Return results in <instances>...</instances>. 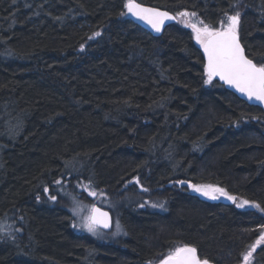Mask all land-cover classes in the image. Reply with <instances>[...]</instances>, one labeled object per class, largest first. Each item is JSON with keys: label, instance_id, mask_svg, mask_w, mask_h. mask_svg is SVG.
I'll use <instances>...</instances> for the list:
<instances>
[{"label": "trees", "instance_id": "trees-1", "mask_svg": "<svg viewBox=\"0 0 264 264\" xmlns=\"http://www.w3.org/2000/svg\"><path fill=\"white\" fill-rule=\"evenodd\" d=\"M127 2L0 0V264H154L185 244L241 264L264 225V111L204 83L189 26L192 13L219 28L238 11L245 54L264 63V0H135L177 19L157 38L128 20ZM75 186L125 237L73 231L59 193ZM251 264H264V245Z\"/></svg>", "mask_w": 264, "mask_h": 264}, {"label": "snow or ice", "instance_id": "snow-or-ice-1", "mask_svg": "<svg viewBox=\"0 0 264 264\" xmlns=\"http://www.w3.org/2000/svg\"><path fill=\"white\" fill-rule=\"evenodd\" d=\"M128 12L136 16L138 19L146 21L151 27L159 32L165 19H172L167 12H161L156 9L144 8L135 0H128L125 4ZM124 15V13H121ZM181 16H188V13H181ZM195 16V13L191 14ZM225 21H221L219 28L209 27L200 21L202 26H197L195 23L189 24L195 33L196 41L202 46L204 54L207 58L205 65V74L207 79L204 83L209 84L214 77H219L225 83L236 88L237 91L246 95L250 100L255 99L264 103V63H254L245 54V50L240 43L238 35V25L240 13L237 11L234 15H227ZM100 33H94V36H99ZM91 39V37H90ZM139 183V180L136 181ZM56 183H60L57 181ZM178 183H186L178 181ZM194 191L201 195L208 196L210 199H217V193L225 196L227 199L235 202L236 198L228 195L222 188H217L212 185H193L189 184ZM147 191V189H143ZM48 192V189H44ZM89 195L95 196V192H89ZM39 199V197H37ZM50 199L55 200L52 196ZM248 201H242L237 204V207H243L248 204ZM153 207L157 205L153 204ZM162 207V205H159ZM260 208V205H253ZM143 207V205H141ZM264 211V208L260 209ZM107 213L100 212L93 208V214L85 219L83 227L89 232H96L98 226L104 228L109 227ZM119 227V226H118ZM260 235L255 244L251 246V250L243 254L244 264H250V258L257 246L264 243V225L260 226ZM160 264H209L207 258H200L195 247L187 244L182 247H177L173 252H170L165 258L160 261Z\"/></svg>", "mask_w": 264, "mask_h": 264}, {"label": "rangeland", "instance_id": "rangeland-1", "mask_svg": "<svg viewBox=\"0 0 264 264\" xmlns=\"http://www.w3.org/2000/svg\"><path fill=\"white\" fill-rule=\"evenodd\" d=\"M189 21H191V23L197 24L198 27L202 26L196 17H193V16L190 17ZM194 37H195V33H194ZM195 40H196V38H195ZM197 44L202 48V46L198 42H197ZM188 189L189 188H187V190ZM189 191L191 194L199 196L200 198L210 199L208 196L201 195L199 192L194 191L192 188H191V190H188V192ZM59 194H60V196H63L65 198V208L64 209L69 213V215L71 217L72 229L76 234L87 235V236L91 237L92 239H94L95 241H97L99 244H103V245L114 243L115 241L119 240L120 238L125 237V232L123 231L121 224L117 218L113 219V227L109 233H104V232H101L97 229H96V232L93 233V232H89L87 230V228L83 227V224L85 223V219L89 215H91L92 208L94 206L98 205L95 202L97 200V196L89 195V192L86 191V189L84 187L75 186L72 189H67L65 191L62 190V191H60ZM83 194H85L90 200H92V202H88V201L82 199L81 195H83ZM217 196H218L217 200H223L226 198L225 196L220 195L219 193H217ZM123 201L120 200L118 202L119 205H121V202H123ZM242 201H245V200L236 199L235 200L236 207H237V204L241 203ZM130 204H131V201H129V200H128V202L125 201L124 202V208H126ZM154 204L157 205L155 211H157V212H165L166 211V208L163 206L162 203H158V202L154 201ZM159 205H162V207H160ZM238 208L241 210H252V209H254V206H253V204L248 203V204L244 205L243 207H238ZM257 211L260 212L259 210H257ZM260 231H261V229L259 228L257 230V237L249 245L246 253L251 250V246L253 244H255L256 240L259 238ZM263 245H264V243L257 246L256 250ZM255 251L253 252V254L255 253ZM252 257H253V255H252ZM252 257L250 258V264L252 262ZM162 259H160L158 262H156L154 264H160V261ZM241 264H244L243 257H242V263Z\"/></svg>", "mask_w": 264, "mask_h": 264}, {"label": "water", "instance_id": "water-1", "mask_svg": "<svg viewBox=\"0 0 264 264\" xmlns=\"http://www.w3.org/2000/svg\"><path fill=\"white\" fill-rule=\"evenodd\" d=\"M137 3V2H136ZM141 5V4H140ZM142 7L144 8H150V9H156L158 11H161V12H166V11H163V10H160V9H157V8H153V7H149V6H144V5H141ZM125 10H126V13H127V16H128V20L133 23L134 25H136L137 27L141 28L142 30H144L146 33H148L150 36L152 37H160L163 33V31L175 24V22L177 21L176 18L169 14L168 15L170 17H173L172 19H165L164 20V23L162 24L161 26V30L159 32L155 31L150 24H148L146 21L144 20H141V19H138L136 16L132 15L131 13L128 12L127 8L125 7ZM202 52H203V60H204V67L205 65L207 64V58L204 54V50L202 48ZM213 81L217 82L218 84H220L221 86L224 87V89L231 93L232 95H234L236 98H238L241 102L245 103L246 105L250 106V107H253V108H258V109H261L264 111V103L260 102V101H257L255 99H249L246 95L240 93L239 91L236 90L235 87L225 83L223 80H221L219 77H214L213 78ZM180 187H186V188H189L188 190H191V187H189V184H185V183H182L180 184ZM190 192V191H189ZM226 202L227 203H231L233 202V200H230V199H226ZM93 208L95 209H98L100 212H104V213H107V219L109 221V227L107 228H104L102 225L101 226H98L97 227V230L101 231V232H104V233H109L112 229V217H111V214L105 210H102L101 208L97 207V206H94ZM93 208H92V211H91V214H93ZM211 264V263H209Z\"/></svg>", "mask_w": 264, "mask_h": 264}, {"label": "bare ground", "instance_id": "bare-ground-1", "mask_svg": "<svg viewBox=\"0 0 264 264\" xmlns=\"http://www.w3.org/2000/svg\"><path fill=\"white\" fill-rule=\"evenodd\" d=\"M180 187V186H179Z\"/></svg>", "mask_w": 264, "mask_h": 264}]
</instances>
